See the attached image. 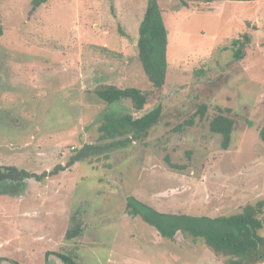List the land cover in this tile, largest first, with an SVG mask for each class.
Masks as SVG:
<instances>
[{"label":"rangeland","instance_id":"374dc122","mask_svg":"<svg viewBox=\"0 0 264 264\" xmlns=\"http://www.w3.org/2000/svg\"><path fill=\"white\" fill-rule=\"evenodd\" d=\"M32 1L0 0V167L67 168L0 187V264H63L56 252L77 264L234 260L182 232L162 238L126 203L214 219L264 200V0H157L169 35L161 89L138 59L149 0H48L31 13ZM246 34L252 41L236 59L232 42ZM106 85L142 91L143 112L102 102L96 91ZM156 107L162 118L147 139L127 148L99 140L105 115ZM219 108L235 123L228 150L209 130ZM84 145L102 148L68 168ZM259 218L264 238V210ZM77 225L80 235L66 239Z\"/></svg>","mask_w":264,"mask_h":264},{"label":"trees","instance_id":"16d2710c","mask_svg":"<svg viewBox=\"0 0 264 264\" xmlns=\"http://www.w3.org/2000/svg\"><path fill=\"white\" fill-rule=\"evenodd\" d=\"M46 2L48 0H33L31 13H34ZM251 41L252 37L246 34L243 41L237 39L232 42L236 59L242 57ZM168 47L169 35L163 21L162 10L157 0H149L139 27L137 48L139 62L155 89L163 88L166 83L169 64ZM96 95L107 105L128 101L136 113L143 112L147 104L146 95L135 87L118 88L113 85H106L97 89ZM206 110L207 106L202 105L199 111L200 118L204 117ZM218 111L219 114L209 123V130L212 134L221 136V147L223 150H228L231 145L235 123L230 117L224 115L228 110L219 108ZM161 118V107L153 108L138 117H135L132 113H124L119 116L105 115L98 127L99 140L114 141L116 146L127 148L134 142L147 139ZM191 124L192 121L189 122V125ZM259 138L264 145V123L259 131ZM99 148L102 147L84 145L82 149L76 151V155L72 156L68 168L84 158L97 156ZM167 162L170 167L179 168V166L170 163L169 159H167ZM66 168L58 165L53 171H46L41 175L17 172L19 176L23 175L24 179L33 178L42 183L48 177L56 176ZM5 186L10 188L8 185ZM126 210L128 215L141 217L146 224L154 227L162 238L174 240L177 233L182 232L203 239L216 255L235 258L227 261V264H260L264 260V238L259 235V231L263 228V221L259 216L264 210V200L257 202L255 205H247L243 208L241 214L214 219L160 213L134 197H128ZM81 230V226H75L67 231L66 239L77 238ZM51 254L52 252H47L46 258ZM53 254L63 264H77L73 254L61 252ZM12 264L19 263L12 262Z\"/></svg>","mask_w":264,"mask_h":264},{"label":"flooded vegetation","instance_id":"af4514ba","mask_svg":"<svg viewBox=\"0 0 264 264\" xmlns=\"http://www.w3.org/2000/svg\"><path fill=\"white\" fill-rule=\"evenodd\" d=\"M25 179L20 178L18 172L13 168H5L4 171L0 170V187L8 185V187H15L23 184Z\"/></svg>","mask_w":264,"mask_h":264},{"label":"water","instance_id":"95a60500","mask_svg":"<svg viewBox=\"0 0 264 264\" xmlns=\"http://www.w3.org/2000/svg\"><path fill=\"white\" fill-rule=\"evenodd\" d=\"M0 170L4 171V170H5V168H3V167H0Z\"/></svg>","mask_w":264,"mask_h":264}]
</instances>
